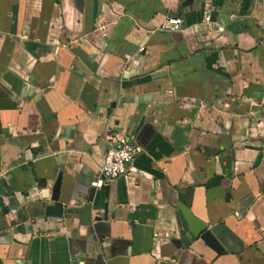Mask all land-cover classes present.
<instances>
[{"label": "crops", "instance_id": "obj_1", "mask_svg": "<svg viewBox=\"0 0 264 264\" xmlns=\"http://www.w3.org/2000/svg\"><path fill=\"white\" fill-rule=\"evenodd\" d=\"M0 264H264V0H0Z\"/></svg>", "mask_w": 264, "mask_h": 264}, {"label": "built area", "instance_id": "obj_2", "mask_svg": "<svg viewBox=\"0 0 264 264\" xmlns=\"http://www.w3.org/2000/svg\"><path fill=\"white\" fill-rule=\"evenodd\" d=\"M210 14L205 12L202 16V23L210 24ZM169 25L170 30H177L180 20L177 18H166L162 26ZM106 142L102 154V161L98 168V178L92 182L93 186H99L115 178L125 176L128 173L132 160L141 152V147L129 137L120 135L113 129H107L104 133Z\"/></svg>", "mask_w": 264, "mask_h": 264}]
</instances>
